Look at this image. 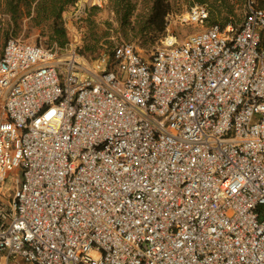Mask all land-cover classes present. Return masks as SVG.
I'll return each instance as SVG.
<instances>
[{
  "label": "built area",
  "instance_id": "1",
  "mask_svg": "<svg viewBox=\"0 0 264 264\" xmlns=\"http://www.w3.org/2000/svg\"><path fill=\"white\" fill-rule=\"evenodd\" d=\"M207 19L92 72L5 41L0 264H264V11Z\"/></svg>",
  "mask_w": 264,
  "mask_h": 264
},
{
  "label": "trees",
  "instance_id": "2",
  "mask_svg": "<svg viewBox=\"0 0 264 264\" xmlns=\"http://www.w3.org/2000/svg\"><path fill=\"white\" fill-rule=\"evenodd\" d=\"M110 10L119 18L124 32H138L135 36L141 47H155L166 31V18L180 2L203 4L208 9L206 26L219 25L224 29L237 16L236 10L246 7L248 0H147V12L136 16L132 0H107ZM255 7L264 11V0H252ZM78 0H0V34L5 41L17 32H40L47 48L63 49L68 43L64 14ZM5 17V18H4ZM242 21V20H241ZM9 31L13 35H9ZM134 39V37H133ZM38 39L36 44L39 43ZM5 43V42H4ZM114 49V48H113ZM259 50L264 54V28L260 32Z\"/></svg>",
  "mask_w": 264,
  "mask_h": 264
},
{
  "label": "rangeland",
  "instance_id": "3",
  "mask_svg": "<svg viewBox=\"0 0 264 264\" xmlns=\"http://www.w3.org/2000/svg\"><path fill=\"white\" fill-rule=\"evenodd\" d=\"M135 5L136 16H144L147 12V0H132ZM110 4L107 0H78L77 6H71L64 14V23L67 30L68 43L63 49L53 48L57 57L61 60L73 61L78 67L85 68L89 71L95 70V62L103 54H110L113 48L122 42L132 44L142 58L147 59L150 54L160 45V40L155 47H141V41L135 39L139 36L138 32H124L119 27V18L111 12ZM188 2H180L174 7L166 18V24L169 31L177 36L178 41H182L184 37L200 28L193 25H180L175 20V16L185 13L189 8ZM246 7L235 11L237 14L233 18V22L239 24L243 19ZM2 16H0V19ZM5 18V17H4ZM9 35H13L9 31ZM13 37L20 38L29 43H37L40 40V45L47 48L44 44V39L40 37V32L35 31L28 33L26 30L17 32ZM134 37V39H133ZM5 39L0 34V54L4 46ZM12 177H10L2 190L5 193L11 187ZM0 201L5 203V200L0 196Z\"/></svg>",
  "mask_w": 264,
  "mask_h": 264
}]
</instances>
